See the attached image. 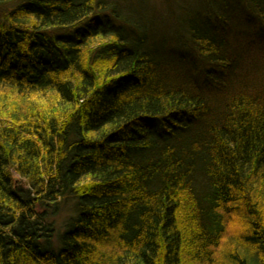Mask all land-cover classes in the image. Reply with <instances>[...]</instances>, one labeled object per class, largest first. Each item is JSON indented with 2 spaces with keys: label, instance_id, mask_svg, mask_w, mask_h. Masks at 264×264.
<instances>
[{
  "label": "trees",
  "instance_id": "obj_1",
  "mask_svg": "<svg viewBox=\"0 0 264 264\" xmlns=\"http://www.w3.org/2000/svg\"><path fill=\"white\" fill-rule=\"evenodd\" d=\"M163 6L0 0V264H264V0Z\"/></svg>",
  "mask_w": 264,
  "mask_h": 264
},
{
  "label": "rangeland",
  "instance_id": "obj_2",
  "mask_svg": "<svg viewBox=\"0 0 264 264\" xmlns=\"http://www.w3.org/2000/svg\"><path fill=\"white\" fill-rule=\"evenodd\" d=\"M149 6L152 9H156V11L160 12L163 10L164 6L163 3L165 0H147ZM71 206H66L58 215V217H56V230H55V239H54V244L56 247H58L59 243V235L62 231H64L65 226H66V222L69 218V216H71L72 214L70 213L71 211Z\"/></svg>",
  "mask_w": 264,
  "mask_h": 264
}]
</instances>
